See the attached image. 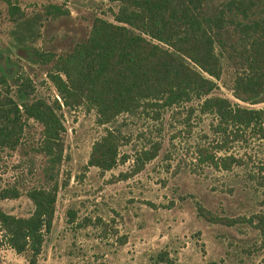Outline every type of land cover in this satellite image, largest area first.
<instances>
[{"label":"rangeland","instance_id":"rangeland-1","mask_svg":"<svg viewBox=\"0 0 264 264\" xmlns=\"http://www.w3.org/2000/svg\"><path fill=\"white\" fill-rule=\"evenodd\" d=\"M234 1H246L249 8L242 14ZM49 4L60 11L48 12ZM201 6L207 14L221 8L224 17L223 47L214 46L221 73L210 94L264 105L242 102L230 90L241 61L239 24L262 17L264 0H202ZM116 8L107 0H0V96L57 98L46 78L50 63L40 54L68 50L86 37L93 16L112 20ZM200 101L194 97L156 111L119 114L113 125L123 135L120 158L105 171L86 165L92 141L104 131L94 112L62 106L64 148L54 212L35 264H264V239L254 224L226 225L197 214L200 204L219 215L264 218V188L250 179V165L225 170L198 161V148L212 149L218 139L211 128L215 119L199 111ZM39 129L29 120L21 143L0 150V189L13 185L20 192L0 198V207L14 215L25 216L32 208L24 190L46 181L44 157L32 148ZM154 144L155 156L137 168L141 151ZM226 153L245 154L251 164L264 155V140L230 142ZM159 251L169 262L157 260ZM0 264L28 262L3 245Z\"/></svg>","mask_w":264,"mask_h":264},{"label":"trees","instance_id":"trees-1","mask_svg":"<svg viewBox=\"0 0 264 264\" xmlns=\"http://www.w3.org/2000/svg\"><path fill=\"white\" fill-rule=\"evenodd\" d=\"M107 1L117 3L116 10H111L112 20L93 16L85 38L75 41L66 51L40 54L41 60L50 63L46 78L56 90L57 98L14 100L5 94L0 96V150L14 149L21 143L29 120L40 125L32 148L44 157L42 172L46 181L24 190L32 205L27 215H14L0 207V248L8 245L25 255L28 264L36 263L44 236L51 227L57 171L63 159L62 106L67 109L82 106L94 112L95 122L104 131L92 141L86 165L105 171L120 158L118 146L123 135L113 125L119 114L145 108L156 111L201 98L199 111L213 116L215 123L211 128L218 139L212 149L198 148V161L225 170L250 165V179L264 188V155L249 164L245 154L226 153L230 142H246L250 136L264 140V105H242L210 94L215 87L214 79L221 73L214 46L217 43L223 47L222 9L207 14L202 9V0ZM235 3L242 14L249 8L246 1ZM9 8L12 12V7ZM46 10L58 12L60 6L49 4ZM239 25L237 55L241 61L230 90L242 102H263L264 15ZM157 148L154 144L142 150L137 168L154 157ZM220 150L223 152L217 154ZM19 194L13 185L0 189V198H15ZM196 209L209 222L254 224L264 239L262 214L256 213L252 219L219 215L200 204ZM156 256L159 261H168L163 251Z\"/></svg>","mask_w":264,"mask_h":264}]
</instances>
